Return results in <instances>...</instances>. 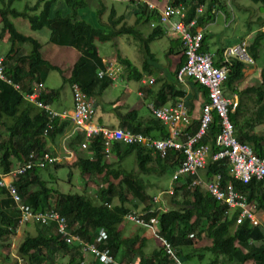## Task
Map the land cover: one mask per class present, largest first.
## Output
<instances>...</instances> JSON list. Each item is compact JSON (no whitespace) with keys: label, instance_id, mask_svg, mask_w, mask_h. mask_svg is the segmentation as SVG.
Instances as JSON below:
<instances>
[{"label":"trees","instance_id":"1","mask_svg":"<svg viewBox=\"0 0 264 264\" xmlns=\"http://www.w3.org/2000/svg\"><path fill=\"white\" fill-rule=\"evenodd\" d=\"M14 1L0 0V40L6 35L10 42V46L3 53V69L14 82L19 84V88H15L0 78V125L4 126V131L0 129V169L4 171H7L14 162L27 158L31 152L38 154L44 150L51 151L50 141H55L56 137L62 135L71 122L70 118L54 117L51 120V126H48L50 122L48 113L24 96V93L32 90L34 83L44 82L50 70H57L64 81L77 82L89 96H94L112 83L109 77L97 75V68L102 66V60L96 40H109L120 34H137L140 48L145 59H149L147 60L149 63L156 59L155 54L150 50L149 42L164 35L161 26L156 25L146 36H141L136 28L139 14L145 11L147 18L156 19L157 11H147L149 8L140 1H136V6L133 7L137 15L135 23L128 24L123 15L115 16V10L111 6L106 26L79 15V7H85L87 0H63L66 6L70 7V11L66 14L54 8L57 0H38L34 6L26 5L22 10L13 5ZM184 1L188 5L186 21L195 15L197 4L206 5V10L197 14V24H203L213 17L210 13V7L214 4L213 0L208 3L206 0ZM253 1L264 3V0ZM104 8V4L97 7L96 15H99ZM37 9L38 11H35ZM20 15L27 17L33 29L48 27L50 41L73 46L79 51L69 75L65 76L60 65L43 57L42 45L38 38L17 29L11 16ZM252 36L247 43V51L253 62L258 64L261 61L260 50L264 41V29L256 30ZM26 41L32 43L30 53H26L22 48ZM177 41L179 46L177 53L180 56L171 71L174 78L166 79L162 83L153 103L163 104L169 99L172 100L170 102H174L179 97H184L191 113L193 102L197 97H201L200 103L208 100L207 88L194 79H189L188 87L193 91L189 94L184 85H177L176 71L185 59L181 41L178 38ZM201 48L207 50L204 33ZM222 50L218 49L215 52L213 57L215 64L224 62ZM116 58L123 64L122 74L127 78L139 79L142 76L141 70L128 57L117 52ZM225 63L228 65V71L223 92L227 95L236 94L240 98L229 114L234 125V133L240 141L249 143L256 154L264 155V135L243 128L238 119L244 94L256 92V99L259 102L263 100L264 62L259 65L261 83L246 85L241 89L238 88V82L244 76L247 63L237 57H230ZM53 92V90L46 91L44 85L40 98L50 104L52 97L50 95H53ZM24 101L26 104L22 105ZM263 107L262 104L259 109ZM5 117L10 118L9 123L4 121ZM125 117L127 122L124 127L132 131H141L154 137L168 136L165 124L151 113L146 120L142 121L137 111L131 109ZM197 128L198 120L189 124L190 132H195ZM45 129L46 134H44ZM219 130L220 119L214 113L201 142L210 143L212 150H215L214 138ZM83 140L84 132L74 130L68 137L67 144L75 150L72 165L78 166L82 174L93 176L103 173L105 176H101L95 195L85 192H61L47 185V182L41 178L40 169L43 167L33 166L16 176L13 181L23 202L35 211L57 209L66 217L72 233L85 242L94 243L100 248L107 247L109 253L119 261L136 259L138 264H177L175 259L165 251L159 238L158 246L146 253L144 248L147 237L145 235L139 233L123 235L119 229L118 225L125 220L124 214L128 210L146 209L152 204L153 193L146 191L145 180L135 173V169L123 167L119 176L112 165L114 163L112 159L114 158L119 164L126 154L133 152L138 171L161 172L170 169L172 172L183 158L182 152L171 148L165 156H160L158 152L144 145L113 142L111 151L115 156L110 159L104 152L100 134H93L88 140V146L86 148L80 146L79 151L75 148V144H81ZM61 161H55V166L62 164ZM228 167L224 159L219 161L209 159L203 172L206 178L221 172L224 178L229 177L237 188L245 191L250 199L256 200L257 209L264 210V178L259 180L252 178L248 183L243 184L229 176ZM110 175L116 177L115 180L111 179ZM103 179H106V184ZM116 198L117 201H115ZM12 204L11 195L5 187L0 186V238L14 233L18 227V212L11 209ZM171 204L168 210L159 215V230L174 248L182 245L194 247L196 240L206 238L208 243L199 248L207 249L214 254V257L206 264H243L248 258L255 264H264V241L260 244L256 243L264 238L262 225H252L247 219L235 224L237 211L225 214L226 204L216 199L202 185L188 187L187 181L180 180L175 185ZM34 226L35 232L25 234L18 244V254L25 264H57L55 257L57 253L68 255L66 264H104L89 254L81 253L78 242L67 243L62 239L56 232L55 224L38 222L34 223ZM100 227L107 232L106 240L103 242L96 240ZM190 233L192 235H189ZM175 251L179 258L192 257L189 253L182 254L177 249ZM20 260L14 259L11 263L0 262V264H21Z\"/></svg>","mask_w":264,"mask_h":264},{"label":"built area","instance_id":"2","mask_svg":"<svg viewBox=\"0 0 264 264\" xmlns=\"http://www.w3.org/2000/svg\"><path fill=\"white\" fill-rule=\"evenodd\" d=\"M135 1L144 3L149 9H156L157 17L151 21V25H160L165 33L174 35L181 41L185 59L176 71L177 81L188 89L189 79H194L198 84L207 88L208 100L200 103L198 128L195 132L189 131L192 115L184 97H179L169 103L156 105L149 102L147 104L150 113L164 123L168 130V136L154 137L141 131H132L124 126L112 125L104 119H97L93 97L89 96L77 82L70 83L73 98L71 111L55 110L40 98L44 89L43 82L34 83L32 90L24 93V96L28 101L48 113L50 121L48 126H51V120L54 117L70 118L73 125L72 132L74 130L84 132V140L80 144L82 148H86L89 138L98 133L102 136L103 149L107 156L112 154L111 145L113 142L144 145L158 152L160 156H165L171 148L182 152L183 158L173 169L169 186L154 193L152 204L146 209H130L124 214V219L150 228L152 233L161 240L165 251L175 259L177 264H183L176 256L172 243L159 232V215L169 208L165 197L174 193L175 185L180 180L187 181L188 187H194L204 182L206 190L226 204L225 214L237 211L235 224L241 223L245 219L252 225L262 224V220L257 214L256 200L250 199L245 191L237 188L229 177L224 178L221 172H216L206 179L200 175V170L206 167L209 159L216 161L224 159L229 166V176L243 184L248 183L252 178L257 180L264 178V155L256 154L249 143L240 141L234 133V125L229 114L236 107L237 98L235 96L237 95H227L223 92L228 71V65L225 62L230 57H237L246 63H252L253 59L247 51L248 40L242 38L239 42L223 48V63H214L213 52L201 48L203 32L196 28V17L203 11L204 4H197L195 15L186 21L188 5L184 0H165L162 5H159L155 0ZM210 12L215 13L216 8L211 7ZM2 60L3 55H0V78L15 88H19V84L4 72ZM101 60L102 66L97 68L98 76H107L112 82L121 77L123 64L117 58L102 56ZM154 80L155 77L149 75L142 79V82L149 85ZM214 113L220 119V130L214 138L216 149L212 150L211 144L201 142V138L212 121ZM44 134H46V129ZM67 154L72 155V152L67 150ZM64 157L67 158L66 155ZM60 159L62 158L50 150H44L38 154L31 152L24 160L14 162L7 171L0 169V186L5 187L12 197L11 209L18 212L17 229L28 222L33 224L38 222L41 224L53 223L56 232L67 243L78 242L79 250L84 255L89 254L104 264H138L133 260L119 261L109 253L107 247L100 248L94 243L83 241L78 235L71 232L66 217L57 209L35 211L30 205L23 202L13 182L14 178L33 166L44 167ZM106 237V230L100 227L96 240L103 242Z\"/></svg>","mask_w":264,"mask_h":264},{"label":"rangeland","instance_id":"3","mask_svg":"<svg viewBox=\"0 0 264 264\" xmlns=\"http://www.w3.org/2000/svg\"><path fill=\"white\" fill-rule=\"evenodd\" d=\"M29 2V5L34 4V1L36 0H15L13 5L17 7V9L22 10L27 5L26 2ZM95 2L92 3V0H87V5L85 7H79V15L81 17L86 18L87 20L94 21L97 24H101L103 26H106V23L108 21V12L106 14L100 13L99 15H96L95 10L96 7H100L103 4L107 5L106 2H110V0H94ZM105 1V2H104ZM209 2L210 0H206ZM108 2V3H109ZM241 2L242 7H240V3H236L235 0H221L220 3H217L216 7V17H212L210 19H207L205 22H203V26L205 25L203 31L206 33L205 36V46L212 52L216 51L218 49L223 48L224 45H231L234 43L239 42L242 38H246L248 41L251 40L253 37V33L258 29H264V3L259 1H253V0H239ZM124 1L121 2V8L125 7L123 4ZM55 7L60 10L62 14L66 13V11H63L61 9L62 4L60 5V2H55ZM31 7V6H30ZM206 7V6H205ZM106 8V7H105ZM108 8V5H107ZM70 9V7H69ZM32 12V10H29ZM35 11H38L35 10ZM34 12V10H33ZM11 19L13 20L14 24L16 25L17 29L25 34H29L33 37H36L40 40L42 45V50L44 53V56L51 59V61H57L59 60L61 68L64 70L63 72H69L71 70V66H67L71 64V60L67 59V63H62L61 58L65 60V56L63 54V51L65 49H68L69 47H66L64 45H60L57 43H54L49 40V28L44 26L39 29H33L30 26V23L25 16H11ZM144 27H148L147 24L144 22ZM0 29H1V23H0ZM202 31V32H203ZM203 32V33H204ZM128 34V33H127ZM127 34L120 35V38L123 40H119L116 42L114 41V38L109 40H96V43L98 45V52L102 56H107L108 58H111V56L116 57L117 52L123 56H129L132 57V54L130 53L133 50V44H124ZM129 36L131 37V33H129ZM124 42V43H123ZM168 45V38L163 35L158 40L153 41L152 43V50L155 52L156 56L158 57L159 61H166V54L165 50H167ZM10 46V42L7 39V36L4 35L3 38L0 40V55H3V53L8 49ZM25 52H28L32 50V43L29 41H26L23 43V47ZM217 49V50H216ZM214 54V53H213ZM142 51L138 52V54H135L136 57H140L138 66L142 67V60L143 57H141ZM53 58V59H52ZM158 59H153L150 62H152V68L157 71L158 67ZM260 63L255 64L247 63L251 65H255V71L253 74L247 78H242L238 82V88H243L246 85L255 84L258 85L261 83L260 78V64L261 62H264V41L261 46L260 50ZM58 62V61H57ZM70 62V63H69ZM147 72H145L146 74ZM168 75L171 72H167ZM123 74L121 75V78H123ZM124 79V78H123ZM119 80V84L115 86L113 89L117 92H122L124 90L126 81ZM132 82V81H130ZM133 83V82H132ZM161 84L160 81H157L154 84V87H158ZM45 86L46 91H54L53 95L51 94L50 97V106L55 109L59 108L61 103H70L72 101V91L70 83L67 81H64L62 79V75L57 70H50L48 72V76L45 79ZM109 88L103 89L101 91V94L104 96L106 93H109ZM237 98V103L239 101V96H235ZM95 101L96 98L100 99V96L97 94L94 95ZM200 99L201 97H197L196 100L193 102V110L191 111V115L194 119V121L198 120L199 115V109H200ZM26 104L24 101L22 105ZM264 105V94H263V100L262 102H259L256 99V92H251L248 94H244L242 96V104H241V110L240 114L238 115V119L243 125V128L253 130L259 133H262L264 135V107L260 110L259 108ZM141 113L148 114V111L145 106H142L140 108ZM7 123L10 122L9 117H5V120ZM1 131L4 129L3 125H0ZM4 131V130H3ZM68 140V138H67ZM66 140V143H67ZM68 145V144H67ZM115 156L113 153L110 155V159ZM62 164L55 166L54 163H50L47 166L40 169L41 178H43L47 185L53 186L57 190L61 192H85L89 193L91 195H95L98 186V183L101 181L102 174H96L93 176H90L88 174H82L80 172V169L78 166L72 165L73 160H66L61 159ZM112 161L114 162L112 165L116 168V172L118 175H121V170L123 167L129 168V169H135V173L145 180L146 183V191L148 193H157L161 189H165L169 186V182L171 179V171L170 169H166L161 172H140L137 169L136 160L133 152H130L126 154L123 159L122 163L119 162V164L116 163V160L113 158ZM118 170V171H117ZM200 175L206 179L203 170H200ZM103 177H105L103 175ZM111 179H114L113 175H110ZM104 184H106V179H103ZM203 188H205L204 182L200 183ZM174 194V193H173ZM173 194L165 195V199L168 203V205L171 204V198ZM117 201V198L115 199ZM119 229L123 232V235H133L135 233H139L141 235H145L147 237L146 246L144 248L146 253L151 252V250L158 246V238L152 233L150 228H147L145 226H140L138 224H134L129 221L123 220L118 225ZM35 232V226L32 222H28L26 224H23L21 227L16 229V231L12 234L3 235L2 238H0V262L1 263H11L14 259L20 260L21 264H25L22 260L21 256L18 254V244L23 239L24 235L27 233H34ZM160 232V231H159ZM208 240L205 238L198 239L194 242V247L192 245H182L175 247V250H179L182 254H191L194 255L191 259L180 257L182 262L184 264H206L209 262L212 257H214V254L210 252L207 249H200L199 246H204L208 242ZM194 251V252H193ZM199 253L201 255H199ZM56 260L57 264H66L68 261V255L57 253L56 254ZM133 261L137 262L136 259ZM235 262V261H233ZM243 264H255L252 259H246V261Z\"/></svg>","mask_w":264,"mask_h":264},{"label":"crops","instance_id":"4","mask_svg":"<svg viewBox=\"0 0 264 264\" xmlns=\"http://www.w3.org/2000/svg\"><path fill=\"white\" fill-rule=\"evenodd\" d=\"M37 1L38 0L34 1V4L31 3L32 5H29L30 3L27 1L26 4L29 7L30 6L32 7V6H34L37 3ZM122 1H124L123 4L125 5V7L121 8V2ZM155 1L158 2L159 5H162L165 2V0H155ZM220 1L221 0H213L214 4L211 7L214 6L216 8L217 5H215V4L220 3ZM235 1H236V3H240V5H241V2H239V0H235ZM56 2H60V5L62 4L61 9L63 11H66V13H68L70 11L69 7L66 6V4L63 2V0H57ZM93 2H95V1L92 0V3ZM108 2H106L107 5H108V8H107V5L104 4V6L106 8H104L102 13L106 14L108 12V14H109L110 7L112 6L114 8V10H115V16L123 15L125 21L128 24L135 23V20H136V17H137L135 9L133 8V7L136 6V1L135 0H110V2L109 3ZM127 3L129 5H127ZM206 3H208V2L206 1ZM205 6L206 5L203 6V11H201L200 14L203 13L206 10ZM240 7H242V5ZM54 8L57 9V7H55V6H54ZM217 9H218V7H217ZM150 10H156V9H148L147 11L150 12ZM218 11H219V9H218ZM216 12H217V10H216ZM216 12L212 13L213 17H216L215 16ZM152 20H155V18H147L145 11H142L139 14V21L136 23V28L139 31V33H141V36H146L148 33H150V31L154 27V26L151 25V21ZM144 22L147 24L148 27H144V24H143ZM205 25L203 26V24H197L196 28L203 31ZM120 35H122V34H120ZM120 35L115 36L114 37V41L117 42L119 40V38H120ZM164 35L168 38L167 50H165V54H166V61L165 62L164 61H159V59L156 56L155 52L151 48L153 41L158 40L161 36H159L157 38H154V39H152L149 42L150 50L155 54L156 58L158 59V61H157L158 67H157V71H155L152 68V62L149 61V63H148L147 60H149V59H147V60L145 59V56H144L143 52H142V55H141V57H143L142 67L138 66V62H139L140 57H136L135 54H138V52L142 51L141 48H140L139 38H138L137 34L131 33V37L129 36V33L127 34L126 39H125V43L124 42L123 43L124 44H128V43L131 44L132 43L133 44V50L130 52L132 54V57H129V56H126V57H128L141 70V72H142L141 75L142 76L139 79H135V78H127L124 75L123 76L124 79L123 78L122 79L124 81H126V85H125L124 90H122V92H119V91L117 92V90L115 91V89H113L115 86H117L121 82V81L119 82V80H122V79L118 78L116 81L110 83L106 87V88L111 87L109 89L110 90L109 93H106L104 96L101 93L97 94L98 96H100V99L96 98V101H95L94 96H92L93 99H94V102H95V117L97 119L98 118L104 119V120L110 122L112 125L125 126L126 122H127V120H126L127 117H125L126 113L129 110H131V109L137 111V114H138L140 120H142V121L146 120L147 117H149L150 111H149V109L147 107V104L149 102H153L155 100L158 89L160 88V86L162 85V83L166 79L174 78V75L173 76L171 75L172 73H169L170 75H168L167 72H171L172 71V69L174 68L175 64L179 61V56H180L177 53V50L179 49L177 37H175L174 35L165 33V32H164ZM204 35L206 36L205 32H204ZM120 40H122V39L120 38ZM120 40H119V42H120ZM64 46L69 47V48L65 49L63 51V54H64L66 59L63 60V58H61V60H62L61 62L62 63H67L66 61H68L70 59L71 60V64H69L67 66H71V65H73L74 60L78 56L79 51L73 46H69V45H64ZM225 46H227V45H224L222 47L224 48ZM223 48H221V49H223ZM205 49L209 50L207 47ZM171 50H173V51H171ZM41 52H42V55H43L44 58H46V59L51 61L50 58L44 56V53H43V50H42V46H41ZM212 52L215 54L216 51H212ZM26 53H30V51H28ZM100 56L102 57V55H100ZM111 58H116V57L111 56ZM57 61H53L52 60L51 62L60 65L59 60H57ZM143 65H145L144 68H143ZM255 68H256L255 65L247 64L245 66V68H244V76H243V78H246V79L248 78L249 79V77L255 71ZM62 71H64V70L62 69ZM145 72H147V73L145 74ZM63 74L65 76H67V75L70 74V71L69 72H63ZM149 75L154 76L155 80H154L153 83H151L149 85H146V84H144L142 82V79L147 78ZM47 76H48V74H47ZM130 81H132L133 83L130 82ZM157 81H160L161 84L158 87H154V84ZM43 83L45 85V81ZM180 84L181 83L178 82L177 85H180ZM188 91H189V94H191V92H193L190 89V87L188 88ZM170 101H172V100L171 99L167 100V103H169ZM72 106H73V99H72V101L70 103H64V104L61 103L60 107L59 108H55V110L59 111V110L66 109L68 111H71L72 110ZM142 106L146 107V109L148 111V114L141 113L140 108ZM192 122H194L193 117H192ZM72 126L73 125L70 122V124L65 128V131L63 132V134L59 135L58 137H56L55 141H52V142L50 141V143H49L51 145V148H52L51 152L53 154H56L57 156L61 157L62 159L65 158L66 160H73L74 159L75 150L72 147L68 146L67 143H66L67 138L73 133L72 132ZM75 148L80 151L81 150L80 144L76 143L75 144ZM67 150H70L72 152V155H68L67 154ZM64 155H66L67 158L64 157ZM120 162L122 163V160ZM257 214L260 217V219L262 220V224L261 225L264 228V210L258 209L257 210ZM263 241H264V238L261 241H256V243L260 244ZM193 256L194 255H192V257Z\"/></svg>","mask_w":264,"mask_h":264},{"label":"bare ground","instance_id":"5","mask_svg":"<svg viewBox=\"0 0 264 264\" xmlns=\"http://www.w3.org/2000/svg\"><path fill=\"white\" fill-rule=\"evenodd\" d=\"M153 17V16H152Z\"/></svg>","mask_w":264,"mask_h":264}]
</instances>
